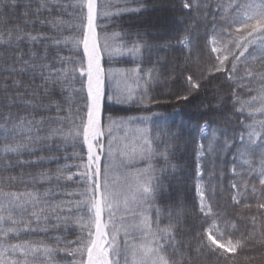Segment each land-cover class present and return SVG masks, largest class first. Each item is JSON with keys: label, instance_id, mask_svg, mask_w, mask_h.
<instances>
[{"label": "snow or ice", "instance_id": "snow-or-ice-1", "mask_svg": "<svg viewBox=\"0 0 264 264\" xmlns=\"http://www.w3.org/2000/svg\"><path fill=\"white\" fill-rule=\"evenodd\" d=\"M0 264H264V0H0Z\"/></svg>", "mask_w": 264, "mask_h": 264}, {"label": "trees", "instance_id": "trees-1", "mask_svg": "<svg viewBox=\"0 0 264 264\" xmlns=\"http://www.w3.org/2000/svg\"><path fill=\"white\" fill-rule=\"evenodd\" d=\"M148 23H152L155 20V16H148L144 18ZM147 26V25H142ZM163 39H171L172 43L176 45V37L178 36V30H172L169 29L168 31L163 32L162 34ZM181 55L180 48L178 45H176L174 51L169 53L170 58H179ZM121 62L114 63L112 65L113 68L116 69H125L130 70L134 68L136 65L132 62L131 57L125 56L123 58H119ZM123 86V84H121ZM166 110H162V115L168 117V120L170 122H180L181 120L184 121V123L188 126V129L191 130L192 126H194L198 121L202 122L201 120V112L197 110L195 105L188 106V107H182L180 109H176L174 105H168L165 106ZM136 110L133 109V113ZM217 120H219V117H216ZM195 135L194 132L192 134ZM186 139H189L186 136ZM183 148V145H182ZM194 162V155H193V144L191 142L187 143L186 145V151L182 152V159L181 164L184 168L188 170L190 173L193 167ZM188 191L186 192V195L191 198L194 195V192L191 190V181L188 183Z\"/></svg>", "mask_w": 264, "mask_h": 264}, {"label": "rangeland", "instance_id": "rangeland-1", "mask_svg": "<svg viewBox=\"0 0 264 264\" xmlns=\"http://www.w3.org/2000/svg\"><path fill=\"white\" fill-rule=\"evenodd\" d=\"M115 87V85H113Z\"/></svg>", "mask_w": 264, "mask_h": 264}]
</instances>
